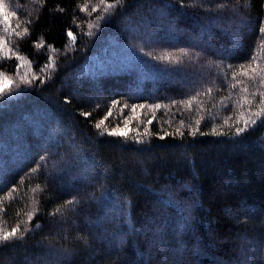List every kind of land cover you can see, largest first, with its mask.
<instances>
[{
    "label": "trees",
    "instance_id": "16d2710c",
    "mask_svg": "<svg viewBox=\"0 0 264 264\" xmlns=\"http://www.w3.org/2000/svg\"><path fill=\"white\" fill-rule=\"evenodd\" d=\"M2 1L0 264H264V0Z\"/></svg>",
    "mask_w": 264,
    "mask_h": 264
},
{
    "label": "snow or ice",
    "instance_id": "6c2138e0",
    "mask_svg": "<svg viewBox=\"0 0 264 264\" xmlns=\"http://www.w3.org/2000/svg\"><path fill=\"white\" fill-rule=\"evenodd\" d=\"M121 2H122V0H115V3H109V4H106L104 6L106 8L111 9V8H114L116 5L120 4ZM101 3L104 4V0H101ZM4 19L6 22L10 23L9 18L7 16H5ZM100 19H105V17H100ZM69 35H71V33H69ZM181 55H187V53L182 50ZM165 58H168V57H165ZM178 61H179V58H177V62ZM253 72L255 73L254 69H253ZM243 74L248 75V73L246 71ZM262 82H264V79H262ZM235 86L236 85L234 84L233 87H235ZM245 91H247V90L245 89ZM0 92H3L2 88H0ZM228 98L230 99L231 97H228ZM248 102H250V101H248ZM113 106H115V104ZM136 107H137L136 105L132 106L133 112H135ZM139 107L143 108L144 106L140 105ZM155 107L157 109H159L160 105H156ZM85 115H87V113ZM111 116H112V112H111V109H109L107 116L104 118V120L101 121V123H105L107 121L108 117H111ZM121 116H123V121H121V123L124 124V127H121V124L118 123L116 126V130L109 129L106 133L107 135H109V136H120V137H124V138L128 137V135L132 131V129L129 126L128 117L124 116L123 109H121ZM151 123H152V120H149L148 124L151 125ZM181 123H183V122H181ZM254 123H255V120H253L252 118L245 120L244 127L238 128L237 134H240L241 132L248 130V128L251 127ZM96 127L99 128L100 124H97ZM160 138L164 139L165 137L161 136ZM137 142H139V141H137ZM77 203H78V201H76L75 199L67 201V204L73 205V207H75V205ZM57 211H59V209H57ZM16 233H17V228H12L10 232H5L3 234V237H2L3 241H8L10 237H15Z\"/></svg>",
    "mask_w": 264,
    "mask_h": 264
},
{
    "label": "rangeland",
    "instance_id": "374dc122",
    "mask_svg": "<svg viewBox=\"0 0 264 264\" xmlns=\"http://www.w3.org/2000/svg\"><path fill=\"white\" fill-rule=\"evenodd\" d=\"M5 5L4 2L2 0H0V10L4 9ZM4 26H6V23H4ZM0 88L4 89L7 87L8 85V81L5 79L4 81L2 80L4 77L0 76Z\"/></svg>",
    "mask_w": 264,
    "mask_h": 264
}]
</instances>
